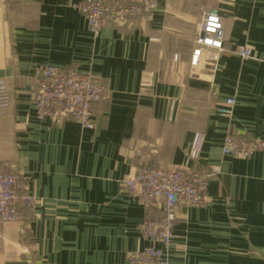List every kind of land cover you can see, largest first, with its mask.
Here are the masks:
<instances>
[{
    "label": "crops",
    "instance_id": "0c3cea01",
    "mask_svg": "<svg viewBox=\"0 0 264 264\" xmlns=\"http://www.w3.org/2000/svg\"><path fill=\"white\" fill-rule=\"evenodd\" d=\"M78 0H0V171L17 177L16 222L0 223V264H127L159 216L123 181L144 163L212 173L200 207L179 205L170 264H264V152L222 153L227 133L264 138V0H156L151 12L93 36ZM224 28L216 64L192 68L205 13ZM246 46L249 58L236 49ZM49 64L91 73L108 96L93 128L37 115ZM234 97L230 117L216 108ZM201 133L197 161L189 157Z\"/></svg>",
    "mask_w": 264,
    "mask_h": 264
},
{
    "label": "built area",
    "instance_id": "2783aa9c",
    "mask_svg": "<svg viewBox=\"0 0 264 264\" xmlns=\"http://www.w3.org/2000/svg\"><path fill=\"white\" fill-rule=\"evenodd\" d=\"M155 3L156 0H78L74 8L85 17L89 32L97 36L105 25H125L151 12ZM223 40L219 14L210 8L199 23L191 67L216 64L223 51ZM235 53L242 59L251 56L246 46L239 47ZM36 83L32 98L38 117L57 124L71 119L86 129L94 125L91 104L104 100L109 93L89 72L64 70L49 64L40 67ZM234 105V97H229L216 111L220 116L230 117ZM201 144V133H195L189 151L193 161L199 158ZM221 149L223 154L245 158L256 151L264 152V138L227 133ZM211 175L194 168H163L144 163L123 181L126 191L137 197L143 207H158L161 211L159 216L145 218L138 224L144 245L129 252L127 264H170L167 249L173 238L176 209L179 205L202 206ZM20 202L34 206L32 196L19 194L15 174L0 171V223L18 221Z\"/></svg>",
    "mask_w": 264,
    "mask_h": 264
}]
</instances>
